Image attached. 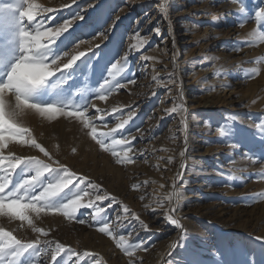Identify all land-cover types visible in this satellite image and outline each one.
Segmentation results:
<instances>
[{
	"label": "rangeland",
	"instance_id": "obj_1",
	"mask_svg": "<svg viewBox=\"0 0 264 264\" xmlns=\"http://www.w3.org/2000/svg\"><path fill=\"white\" fill-rule=\"evenodd\" d=\"M38 2L56 9L54 13L45 14L55 16L49 27L70 19L77 12L84 17L74 21L73 28L57 42L58 46L68 50L79 40H92L93 45H101L100 49H94L102 57L99 65L93 61L92 69H83L78 76L81 84L87 80L92 86L98 85L106 75L107 66L123 56L129 45L135 42L132 37L137 30L141 36L150 38L149 44L128 58L129 72L136 74V84L120 89L106 101H94L97 107L109 113L105 117L108 127L96 121L99 131L106 132L114 127L116 116L127 118L130 111L136 112L130 123L117 133V138L129 133L137 137L132 141L134 151L130 153L134 155L135 163L117 165L110 153L101 151L85 134L86 130L78 121L63 117L51 122L38 116L29 117V126L38 142L49 148L59 144L58 158L62 163L100 184L149 223L150 231L142 230L135 221L132 224L125 221L128 226L120 229L127 234L135 228V241H147L149 251L137 253L144 264H154L169 240H172L170 245L178 242L180 246L172 250L169 245L159 264L183 263L178 258L182 244L201 264H249L252 257L255 264H264V240L255 239L264 237V179L260 178L264 174V142L258 138L256 128L257 123H264V42L258 40V35L253 36L259 31L253 13L257 7L264 6V0H245L247 12L243 16L237 15L239 4L231 0ZM160 4L167 6V12L161 10ZM241 20L245 24L243 28L238 26ZM157 26L161 28L159 36L153 33ZM100 32H105L108 39L99 38L97 34ZM237 46L240 50L233 51ZM87 47L82 44L80 50ZM142 54L158 58L155 72L153 61L140 60ZM254 69H260V75L250 78ZM217 72L221 75H216ZM156 73L162 78L174 73L182 81L188 122L184 158L179 156L185 148L180 115H167L164 111L174 106V100L177 104L180 100L175 90L169 94L167 88L157 87L151 79ZM206 99H209L207 103ZM114 107L120 111L111 112ZM89 115H95V110L90 109ZM220 126H230L234 135L220 137L217 131ZM137 129L143 131V137ZM232 142L238 143L239 147L232 149ZM91 145L95 147V158ZM18 147V154H23L22 150L26 151L24 155L37 154L35 150ZM73 147L77 148L75 155L71 153ZM244 153L252 154L253 159H248ZM169 156L173 157L171 164L167 163ZM182 163L186 165L184 169L180 168ZM237 169L242 170L236 173L240 179L229 181L227 176ZM178 171L182 172V180L177 178ZM134 184H139L140 188L134 190ZM161 184L165 185L163 189ZM173 184L182 194L179 201L174 199L173 206L179 207L176 214L186 232L179 229L175 232L173 226L164 221L162 209L152 211L156 207V197L171 192ZM141 195L145 197L143 200ZM108 203L104 201L101 206ZM146 204L151 205L147 210L144 208ZM91 211L81 209L78 216L94 223ZM120 211V204H114L102 215L114 220ZM33 219L38 227L49 231L48 239L80 253L98 254L85 257L79 264H94L96 260H102L103 264H126L127 257L95 227L52 214H41ZM19 225V221L0 216V226L18 229V236L35 239L37 234L26 223L23 228ZM195 225L198 229L214 226L206 232L202 240L204 246L199 245V251L190 247L191 240L195 238L197 244L200 237L194 234ZM61 260L76 264L75 257L68 259L64 254ZM38 264H50V257L41 254Z\"/></svg>",
	"mask_w": 264,
	"mask_h": 264
},
{
	"label": "snow or ice",
	"instance_id": "obj_2",
	"mask_svg": "<svg viewBox=\"0 0 264 264\" xmlns=\"http://www.w3.org/2000/svg\"><path fill=\"white\" fill-rule=\"evenodd\" d=\"M76 2L77 0H72L73 4ZM231 2L239 4L237 15L246 14L245 0H231ZM160 8L163 12L168 10L165 4H160ZM55 11L56 9L40 4L38 0H0V216L19 221L20 228L26 223L31 231L37 234L35 239H26L16 234L18 229L9 230L0 226V264H38L41 254L50 257V264H66V261L61 260L62 254L68 259L75 257L76 264H79L85 257L98 255L87 251L80 253L59 241L48 239L49 231L34 223L33 217H39L41 214L59 215L69 221L95 227L96 231L108 237L123 256L127 257L126 264H144L137 253L149 251V247L146 246L147 241H135L133 237L135 228L127 234L122 233L120 229L135 221L142 230L150 231L149 223L105 191L100 184L62 163L58 158L59 144L49 148L38 142L27 118L38 116L51 122L63 117L78 121L80 127L86 130L85 134L99 146L101 151L110 153L117 165L127 166L135 163V157L130 153L134 151L132 141L137 137L129 133L117 138V133L130 123L136 112L130 111L127 118L116 116L117 123L114 127L106 132L99 131L96 121H100L103 127H108L105 117L109 113L97 107L94 101H106L120 89H126L129 84H136V74L129 72L128 58L130 54L139 52L149 44L150 38L141 36L140 31L137 30L132 37L135 42L129 45L123 56L107 66L106 75L98 85L92 86L87 80L81 84L78 76L83 69H92L93 61L99 65L102 57L94 49H100L101 45H93L92 40H79L68 50L58 46L57 42L73 28L74 21L83 20L84 17L77 12L70 19L49 27L55 16L45 14ZM253 15L259 25L258 34L253 33V36L258 35V40L264 42V6L257 7ZM238 26L241 28L245 26L243 20ZM153 33L159 36L161 28L155 27ZM97 35L103 40L108 39L105 32ZM82 44H87L88 47L80 50ZM173 44H175L174 40ZM232 50L238 52L240 47L237 46ZM140 60L153 61L154 72L155 63H159L158 58L153 55L142 54ZM172 63L175 67V53L172 56ZM143 67L146 68L147 65ZM216 75L219 76L221 73L217 72ZM249 75L250 78L259 76L260 69H254ZM151 79L157 87L167 88L169 94L175 90L176 97L180 100L178 104L174 100V106L164 111L167 115L173 113L180 115L181 131L185 134V148L179 152V156L184 158L187 150L188 122L187 108L183 103L182 81L178 80L174 73L169 74L167 78H162L156 73ZM90 109L95 110V115H89ZM119 111L117 107L111 109L113 113ZM231 119L235 120V117ZM256 128L259 130L258 138L264 142V123H257ZM137 131L143 137V131L140 129ZM217 131L220 137L234 135V130L230 126H220ZM17 146L35 150L37 154H18ZM230 146L232 149H237L239 144L232 142ZM71 153L77 154V148L73 147ZM243 155L253 159L252 154ZM256 159L258 160L259 157ZM172 162L173 157L169 156L167 163ZM185 167L183 163L180 165L181 169ZM239 171L242 170L237 169L227 176V179L239 180L240 177L236 175ZM176 175L182 180V172L178 171ZM260 178L264 179V174L260 175ZM164 187L165 185H160L161 189ZM132 188L139 189L140 185L134 184ZM181 195L178 186L173 184L171 192L163 197H156V207L152 208V211L155 213L157 209H162L163 219L167 224L181 232H186L181 218L176 214L179 207L173 206L174 199L179 201ZM144 198L143 195L140 196L141 200ZM104 201L109 203L102 207ZM114 204L121 206V211L114 220L102 215ZM150 207V204L144 205L146 210ZM81 209L92 210L90 216L94 223L78 216ZM125 221L128 224H125ZM255 239L264 240V237ZM178 246L180 245L177 242L170 245V248L175 250ZM216 255L219 256V253ZM94 264H103V261L96 260ZM187 264H200V262L192 259ZM249 264H255L254 257L249 259Z\"/></svg>",
	"mask_w": 264,
	"mask_h": 264
},
{
	"label": "bare ground",
	"instance_id": "obj_3",
	"mask_svg": "<svg viewBox=\"0 0 264 264\" xmlns=\"http://www.w3.org/2000/svg\"><path fill=\"white\" fill-rule=\"evenodd\" d=\"M209 101V99H206V101H205V103H207ZM27 119H29V117L27 118ZM18 148H21V146H19ZM90 149H91V151H92V154H93V157L95 158L96 157V155H95V153H96V151H95V147L94 146H92L91 145V147H90ZM22 152H23V154H25V152L26 151H23L22 150ZM21 152V153H22ZM89 176H91L90 174H88ZM206 192V191H205ZM210 208V207H209ZM207 223H209V222H207ZM206 225V224H205ZM208 226V228H199L198 229V226L197 225H195L194 226V228L193 229H195L194 230V234H196V235H199L200 237H198V240L199 241H197L196 243L197 244H195L194 243V241H195V238H194V240H191V242H192V244L190 245V247L195 251H199V245H203L204 246V243L202 242V240H204L203 238L204 237H206V232L209 230V229H213V225H207ZM173 230L175 231V232H177V230L178 229H176L174 226H173ZM171 239H172V236H171ZM172 243V240H169L168 241V243L166 244V247H164L163 249H162V253H160V255L158 256V259L156 260V262L154 263V264H159V262H160V259H161V257H163V254L166 252V248L170 245ZM178 258H179V260L180 261H182L183 263H178V264H187V262L188 261H190V260H192V259H195V255H194V253H192V251L190 252L189 250H188V248L187 247H185L184 246V244H182V250H180V252H179V255H178ZM199 261V260H198ZM201 261V260H200ZM201 264V263H200Z\"/></svg>",
	"mask_w": 264,
	"mask_h": 264
}]
</instances>
